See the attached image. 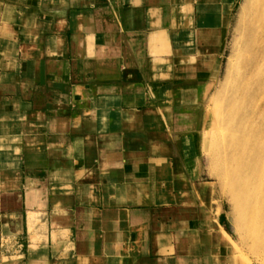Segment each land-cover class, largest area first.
Masks as SVG:
<instances>
[{
    "label": "crops",
    "instance_id": "0c3cea01",
    "mask_svg": "<svg viewBox=\"0 0 264 264\" xmlns=\"http://www.w3.org/2000/svg\"><path fill=\"white\" fill-rule=\"evenodd\" d=\"M231 2L0 0V264H233L197 149Z\"/></svg>",
    "mask_w": 264,
    "mask_h": 264
},
{
    "label": "bare ground",
    "instance_id": "6f19581e",
    "mask_svg": "<svg viewBox=\"0 0 264 264\" xmlns=\"http://www.w3.org/2000/svg\"><path fill=\"white\" fill-rule=\"evenodd\" d=\"M241 28L238 61L226 73L229 89L209 121L207 144L241 242L235 245L222 229L218 241L232 252L233 264H251L248 255H264V0H250Z\"/></svg>",
    "mask_w": 264,
    "mask_h": 264
},
{
    "label": "rangeland",
    "instance_id": "374dc122",
    "mask_svg": "<svg viewBox=\"0 0 264 264\" xmlns=\"http://www.w3.org/2000/svg\"><path fill=\"white\" fill-rule=\"evenodd\" d=\"M249 2L250 0H239V3L232 15L229 31H228L226 54H225L222 72L219 81L215 85L214 90L211 92L206 102L205 110L207 112V117L205 118V121L203 123V127H204L203 137H200L197 143L198 154L202 159L201 162L204 167L203 177L211 182H214L216 188L219 190V195H221V199L224 201L227 231L232 235L233 237L232 240L235 245L236 244L240 245L241 241H240V235L235 225L233 203L227 191L224 190L221 178L217 170L215 169V163L212 159L213 158L212 148L210 145L207 144V141H208L209 121H211V119L217 118L218 116L216 111L217 105H219V103H222L224 101V96L227 93V89H229L228 85L230 83V80H229V76L226 78V73L228 71V68L231 69V66L236 65L238 61L237 59L238 50L240 49L243 42L242 28H241L242 17L245 11L247 10ZM230 69H229V73H231ZM215 213H217L216 210ZM248 257L251 258L250 259L251 264H264V255L259 257L248 255Z\"/></svg>",
    "mask_w": 264,
    "mask_h": 264
}]
</instances>
